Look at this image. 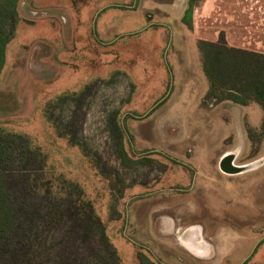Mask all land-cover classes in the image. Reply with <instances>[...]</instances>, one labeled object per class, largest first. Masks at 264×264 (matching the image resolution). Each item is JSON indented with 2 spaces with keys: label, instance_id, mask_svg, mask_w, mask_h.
I'll use <instances>...</instances> for the list:
<instances>
[{
  "label": "rangeland",
  "instance_id": "1",
  "mask_svg": "<svg viewBox=\"0 0 264 264\" xmlns=\"http://www.w3.org/2000/svg\"><path fill=\"white\" fill-rule=\"evenodd\" d=\"M189 2L192 30L182 23ZM223 30L264 53V0H20L0 131L40 153L59 219L44 226L47 184L35 196L18 175L40 167L15 157L9 244L41 239L35 264L67 253L92 261L107 247L96 227L86 235L73 221L83 199L120 264H264V112L208 99L198 46ZM224 155L241 168L221 167ZM191 238L202 256L184 246Z\"/></svg>",
  "mask_w": 264,
  "mask_h": 264
},
{
  "label": "trees",
  "instance_id": "2",
  "mask_svg": "<svg viewBox=\"0 0 264 264\" xmlns=\"http://www.w3.org/2000/svg\"><path fill=\"white\" fill-rule=\"evenodd\" d=\"M19 1L0 0V75L5 64L6 46L13 39ZM195 7L194 3L189 2L182 18L189 29H193ZM198 46L202 66L209 81L208 99L228 100L240 105H248L255 101L261 105L264 112V53L230 46L224 32L220 33L217 41L199 40ZM15 157L39 166V171H42L29 170L18 175L25 179V186L31 189L35 196H38L40 188L47 184L44 196L49 202L50 215L44 226H51L59 219L58 210L51 203L52 198H55V195H51L53 190L51 183L43 179L44 161L40 158V153L31 148L28 140L23 136L0 131V254L8 256V261H4L0 256V264H35L34 261L43 245L41 239L37 238L33 242L27 239V248L24 246L18 248L9 244L12 235H15V229L18 228L15 213L16 199L9 183L10 178L15 177V173L8 172L11 165L9 162ZM124 162H128L127 158ZM81 200L82 204L76 205L77 213H71L73 221L77 224L86 222V235L96 227L100 241L106 245L105 248L107 247L105 250L96 251L92 261H87L85 264H120L118 254L109 242L103 223L101 222V225L98 218L93 215L91 205ZM57 249L62 253L66 249V242H58ZM68 254H65V257L57 256L55 264H73L74 260L70 259Z\"/></svg>",
  "mask_w": 264,
  "mask_h": 264
},
{
  "label": "bare ground",
  "instance_id": "3",
  "mask_svg": "<svg viewBox=\"0 0 264 264\" xmlns=\"http://www.w3.org/2000/svg\"><path fill=\"white\" fill-rule=\"evenodd\" d=\"M230 157H231V156H229V155H224V156L222 157V160H221V167H224V168H226V169H230V170H237V169H240L241 167H238V166H236L235 164H232V163H231V159H230ZM261 162H262V160L257 161V162H255V163H253V164H251V165L244 166L243 168H246V169L249 170V169H252V168L258 166ZM197 245H198V244H197Z\"/></svg>",
  "mask_w": 264,
  "mask_h": 264
},
{
  "label": "flooded vegetation",
  "instance_id": "4",
  "mask_svg": "<svg viewBox=\"0 0 264 264\" xmlns=\"http://www.w3.org/2000/svg\"><path fill=\"white\" fill-rule=\"evenodd\" d=\"M183 244L191 253H193L197 256L203 255V250L201 248V244L198 242H195V239L191 238L188 240H184Z\"/></svg>",
  "mask_w": 264,
  "mask_h": 264
},
{
  "label": "crops",
  "instance_id": "5",
  "mask_svg": "<svg viewBox=\"0 0 264 264\" xmlns=\"http://www.w3.org/2000/svg\"><path fill=\"white\" fill-rule=\"evenodd\" d=\"M193 21H194V18H193ZM182 23H183V21H182ZM184 24V23H183ZM185 25V24H184ZM193 25H194V22H193ZM186 26V25H185ZM187 27V26H186ZM188 28V27H187ZM189 29V28H188ZM189 30H192V29H189ZM221 32H224V34H225V36H226V32L223 30V31H221ZM221 32H219V35H220V33ZM219 35H218V38H219ZM201 40H204V39H201ZM218 40V39H217ZM217 40H215V41H217ZM226 40H227V42H228V39H227V36H226ZM209 41H212V40H209ZM228 44L230 45V46H233V47H237V48H244V47H241V46H239V45H232V44H230L229 42H228ZM244 49H249V50H254V51H257V50H255V49H251V48H244ZM257 52H259V51H257ZM261 53H263V52H261Z\"/></svg>",
  "mask_w": 264,
  "mask_h": 264
}]
</instances>
